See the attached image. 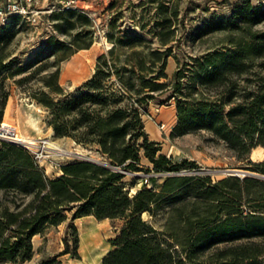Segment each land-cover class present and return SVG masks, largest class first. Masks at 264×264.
<instances>
[{"label": "trees", "instance_id": "trees-1", "mask_svg": "<svg viewBox=\"0 0 264 264\" xmlns=\"http://www.w3.org/2000/svg\"><path fill=\"white\" fill-rule=\"evenodd\" d=\"M148 1H157L163 15L152 26L156 39L140 33L117 35V16L107 34L112 47L97 58L93 76L75 90L61 86L59 65L91 48L89 29L94 24L77 8L59 7L51 15L57 29L76 31L69 40L50 37L44 47L48 54H38L27 65L35 68L33 76L17 84L34 78L46 67L41 63L53 58L57 68L42 78L47 90L31 96L49 110L57 137L72 138L102 160L73 158L52 178L23 145L0 140V264L32 260L34 237L65 223L69 215L72 220L94 216L124 222L109 240L112 249L102 264H264V160H250L253 150L264 147V31L255 30L264 22V4L245 0L227 20L202 28L199 37L227 28L232 34L214 51L181 62L173 54L180 43L173 28L178 10L164 0ZM9 26L2 30L0 43L13 36ZM171 56L178 68L170 78L166 69ZM9 66L0 57V68ZM24 70L21 66L7 77ZM1 81L4 89L5 79ZM8 98L9 92L0 93V117ZM152 100L175 101L177 123L171 137L209 132L262 178L228 176L211 185L209 177L204 181L178 175L195 162L171 160L149 138L143 115ZM144 158L154 171L171 174L161 185L151 177V188L144 184L132 194L136 181L125 178L145 169ZM161 214L164 222L157 226ZM63 242L61 252L38 264H58L66 254L79 257L80 234L73 222Z\"/></svg>", "mask_w": 264, "mask_h": 264}, {"label": "rangeland", "instance_id": "rangeland-1", "mask_svg": "<svg viewBox=\"0 0 264 264\" xmlns=\"http://www.w3.org/2000/svg\"><path fill=\"white\" fill-rule=\"evenodd\" d=\"M89 1L94 4L92 12L88 11L87 13L94 24L89 29L93 31L94 43L91 48L77 51L59 65L61 71L59 82L62 87L69 90H75L93 76L96 70L97 58L109 50L108 45L110 42L107 40V34L113 30L110 28V22L117 16H119V19L116 24L117 28L114 30L117 35L125 36L132 33H140L145 38L154 40L156 38L152 31V26L156 20L161 19L163 16L158 14L157 1ZM164 1L171 9L178 10V16L175 18V26L173 28L175 29L174 38L179 40L180 43L179 46L173 49V54L177 55L181 62H192V57L214 51L225 42L229 34H232V30L227 28L226 30L207 33L199 37L203 33L202 28L212 22L227 20L232 14L234 6L245 0ZM250 1L254 6L264 4V0ZM114 2L115 5L111 7ZM60 8H63L62 5H60ZM60 8L57 0L40 1L36 2L32 12L29 14L11 13L6 16L7 22L5 23H1L0 17V34L9 25L11 26H9L7 31L14 33L8 42L0 43V57H3L4 64L10 63L8 68H0V88H2V78L5 79L4 89H0V93L9 92L8 101L10 100L9 117L5 118L4 110L3 116L0 117V124L8 121L10 125L17 128L19 134L23 135L24 138L30 137L28 140L44 139L48 141L49 150L52 154L49 159H43L42 166L46 174L52 178L62 174L60 167H56V164L67 162L73 158L102 160L95 152L77 145L72 138L57 137L53 127L50 125L52 117L49 110L38 104L31 96L34 91L47 90L43 86L42 78L48 72L57 68L53 65V58L41 63L45 64L46 67L39 70L34 78L24 82L22 86L17 84V81L21 78L33 76L35 68H28L27 65L38 54H40L41 58L48 54L49 49H44V47L50 37L53 36L61 41L69 40L70 34L76 31V29H72L71 33L68 34L55 27L58 21L52 18L51 15L55 10L59 12ZM141 24L146 25L145 30L140 29ZM255 30L264 31V22L258 24ZM40 50L43 51L40 53ZM21 66L25 69L22 73L7 77ZM177 68L178 63L171 56L166 69V73L170 78ZM255 71H260V67L256 66ZM253 78L257 79V76L253 75ZM239 81L240 84L244 83L242 79ZM239 91L241 92L240 89ZM143 118L149 138L161 144L162 153L174 161L187 159L195 162L194 165H188L182 169L178 175L191 176L200 180L209 177L208 183L213 185L228 176H232L228 172L230 169L250 171L245 164L246 162L238 161L234 151L224 142L213 140V136L209 132L201 131L184 136L171 137V132L177 123V107L174 100L165 103H161L159 100H152L144 109ZM37 121L40 125L38 129H36ZM250 160L253 162L263 161L264 147L260 146L253 150ZM142 165L145 168L144 170L128 173L125 178L126 182L136 181V186L131 188L132 194L144 184L151 188L153 185L149 180L151 177H155L157 183L161 185L165 178L171 174L169 172L154 171L152 164L146 158L143 159ZM248 176L262 178L257 175H246L245 177ZM236 177L245 178L244 176ZM157 190L159 191L160 188ZM143 218L151 220V216L148 213H144ZM71 221L72 216L69 215V219L61 225V229L49 227L44 234L38 236L35 241L37 249L32 258L33 260L23 264L39 263L42 259L49 256L46 249L47 244L44 241L42 242L41 238L48 240L50 237L52 240L49 251L56 250V239L62 236L63 241L67 225ZM163 222L164 216L161 214L156 225L159 226ZM123 223L122 220H95L93 225L89 222L80 224L82 233L78 250L79 257H74L70 254L60 257V259L64 260L62 261L63 264H102L103 257L112 249L109 240L116 236V232L122 227ZM41 242L42 245L39 247ZM63 246L65 247L64 242ZM40 258L41 260L37 262Z\"/></svg>", "mask_w": 264, "mask_h": 264}, {"label": "built area", "instance_id": "built-area-1", "mask_svg": "<svg viewBox=\"0 0 264 264\" xmlns=\"http://www.w3.org/2000/svg\"><path fill=\"white\" fill-rule=\"evenodd\" d=\"M37 0H0V17L1 23L7 22L6 16L11 13L29 14L35 6ZM62 4L63 8H77L85 13L92 12L93 2L89 0H57ZM18 131L15 126H7L4 123L0 124V140L18 143L27 148L42 165L43 159L51 157L48 141L44 139L19 140ZM62 163L56 164V167L61 168Z\"/></svg>", "mask_w": 264, "mask_h": 264}, {"label": "crops", "instance_id": "crops-1", "mask_svg": "<svg viewBox=\"0 0 264 264\" xmlns=\"http://www.w3.org/2000/svg\"><path fill=\"white\" fill-rule=\"evenodd\" d=\"M40 1H43V2H46V1H48V0H37L36 2L38 3V2H40ZM109 1H111V0H109ZM60 5H62L61 3H59V7H60ZM92 8L94 9V4L92 5ZM12 98V97H11ZM9 102V101H8ZM36 129H38V128H40V125H39V122L37 121L36 122ZM28 138H30V137H28ZM28 138H25V139H28ZM61 175V174H60ZM99 221L98 219H96L94 216H86V217H83V218H78V219H75V220H72L71 222H73L76 226H77V228H78V231H80V237H81V233H82V229H81V227H80V224H83V223H86V222H89V223H91L92 225L94 224V221ZM105 220H110V219H104V220H100V221H105ZM112 221V220H111ZM61 225H63V224H61ZM61 225H59V226H57V227H53V228H57V229H61ZM59 233H61V232H59ZM38 236H41V235H36L35 237H34V239H33V241H34V253H35V251H36V249H37V246H36V243H35V241H36V239H37V237ZM51 238L49 237L48 238V240H45V238H41V241L43 242H46V249H47V252H48V255L49 256H51V255H54V254H56V253H59V252H61L63 249H64V246H63V241H62V236H60V237H58L57 239H56V244H57V249L56 250H53V251H49V249H50V243H51ZM42 242L39 244L40 246L39 247H41V245H42ZM35 255V254H34ZM67 255H69V254H66V255H63L62 257H65V256H67ZM33 260V259H32ZM41 260V258L37 261V262H39ZM62 261H64L63 259H60V262L58 263V264H63V262ZM35 264H38V263H35Z\"/></svg>", "mask_w": 264, "mask_h": 264}, {"label": "bare ground", "instance_id": "bare-ground-1", "mask_svg": "<svg viewBox=\"0 0 264 264\" xmlns=\"http://www.w3.org/2000/svg\"><path fill=\"white\" fill-rule=\"evenodd\" d=\"M108 48H111V44L108 45ZM9 111H10V100H9L7 106H6V109H5V118H7V116L9 115ZM8 117H9V116H8ZM4 124L7 125V126H10V124H9L8 121H5ZM17 138H18L19 140H26V141L28 140V139H25L23 135H20L19 132H18V137H17ZM27 138H28V137H27ZM54 147H55V146H54ZM239 176L243 177V176H245V175L242 174V175H239ZM135 192H136V191H135ZM135 192H134V193H135ZM85 236H86V235H85ZM83 239H84V238H83ZM86 239H88V238L86 237ZM86 242H87V241H86ZM84 245H85V243H84ZM82 247H84V246L82 245ZM97 260H98V259H97ZM95 262H96V261H95ZM98 263H99V262H98Z\"/></svg>", "mask_w": 264, "mask_h": 264}, {"label": "water", "instance_id": "water-1", "mask_svg": "<svg viewBox=\"0 0 264 264\" xmlns=\"http://www.w3.org/2000/svg\"><path fill=\"white\" fill-rule=\"evenodd\" d=\"M108 49H110V48H108ZM228 172L232 176H239V175H242V174L245 175V176L246 175H257V174H255L253 172L246 171V170H243V169H230Z\"/></svg>", "mask_w": 264, "mask_h": 264}]
</instances>
